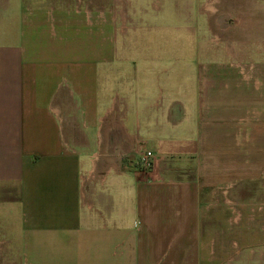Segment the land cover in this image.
<instances>
[{
  "label": "crops",
  "instance_id": "crops-1",
  "mask_svg": "<svg viewBox=\"0 0 264 264\" xmlns=\"http://www.w3.org/2000/svg\"><path fill=\"white\" fill-rule=\"evenodd\" d=\"M77 12L108 38L107 16L87 23ZM58 22L49 39L68 40L62 47L24 33L0 42V234L13 231L25 264H208L219 196H251L258 181L264 199V66L256 91L212 58L194 95L160 88L156 99L146 80L109 79L114 66L75 62L77 22ZM242 39L244 54L264 56V33ZM142 146L155 154L148 172Z\"/></svg>",
  "mask_w": 264,
  "mask_h": 264
},
{
  "label": "rangeland",
  "instance_id": "rangeland-1",
  "mask_svg": "<svg viewBox=\"0 0 264 264\" xmlns=\"http://www.w3.org/2000/svg\"><path fill=\"white\" fill-rule=\"evenodd\" d=\"M69 3L73 7L66 8ZM77 9L87 23H95L97 16H107L108 38L103 39L98 27L79 24ZM24 15L27 20H23ZM65 15L77 22L69 40L75 62L114 66L108 72L109 79L146 80L154 87L151 97L159 92L174 96L173 91L179 93L182 87L194 95L201 65L206 66L212 58L220 70L233 68L240 86L260 89L264 56L256 49L244 54L250 39L246 45L242 38L264 33V0H0V42L18 43L24 33L42 37L43 48L62 47L68 40L56 38L52 42L49 32L51 28L61 30L58 21ZM100 45L104 52H91ZM251 46L258 48L260 42H251ZM216 49L220 50L218 54L213 53ZM124 90L132 88L126 86ZM179 95L182 97L185 91ZM127 102L132 103L131 99ZM236 165L232 178L241 176L242 162ZM258 183L252 184L254 197L240 195L237 188L235 193L219 196L208 224V264H264V199L257 196ZM12 232L0 234V264H25L24 249Z\"/></svg>",
  "mask_w": 264,
  "mask_h": 264
},
{
  "label": "built area",
  "instance_id": "built-area-1",
  "mask_svg": "<svg viewBox=\"0 0 264 264\" xmlns=\"http://www.w3.org/2000/svg\"><path fill=\"white\" fill-rule=\"evenodd\" d=\"M155 154L152 150L142 146L138 153V164L142 171L148 172L153 167Z\"/></svg>",
  "mask_w": 264,
  "mask_h": 264
},
{
  "label": "bare ground",
  "instance_id": "bare-ground-1",
  "mask_svg": "<svg viewBox=\"0 0 264 264\" xmlns=\"http://www.w3.org/2000/svg\"><path fill=\"white\" fill-rule=\"evenodd\" d=\"M210 7H211V6H210ZM208 8H209V7H208ZM213 8H214V7L212 6V7H211V10H212V11H213Z\"/></svg>",
  "mask_w": 264,
  "mask_h": 264
}]
</instances>
